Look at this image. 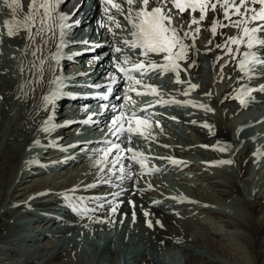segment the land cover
Listing matches in <instances>:
<instances>
[{
	"label": "bare ground",
	"instance_id": "bare-ground-1",
	"mask_svg": "<svg viewBox=\"0 0 264 264\" xmlns=\"http://www.w3.org/2000/svg\"><path fill=\"white\" fill-rule=\"evenodd\" d=\"M65 2L61 5V10L70 14ZM27 3L28 0H23L25 11ZM95 3L94 14L86 15L83 25L97 22L101 25L107 22L100 0H95ZM260 6L249 4L244 7H253L258 12ZM199 14L197 11L193 15L198 17ZM183 15L185 20L189 19V12ZM243 18L232 16L233 20ZM11 19L10 11L2 6L0 0V32L4 31L3 21ZM120 20L125 23L122 17ZM216 21L222 24L230 23L224 18L223 9L219 6L216 11L209 9L206 20L200 25H192L196 47L187 60L179 61L182 66L180 79L186 82L184 84L174 82V74H167L161 78L168 85L165 89L174 97H181L182 87L194 83L198 86L195 90L206 95L207 102L212 103L214 110L196 109L193 111L195 117L183 118L178 115L172 122L177 126L180 137L171 141H168L166 136H173L161 127L156 128L148 121L137 124L133 120L132 124L138 126L144 132V136L148 137L141 139L134 136L133 140L136 139L141 152L158 157L157 162L151 165L157 166L158 171H153L154 173L145 177L142 170L149 164L146 162L145 168L133 165V172L137 174L133 175L132 179L123 181L119 187L115 186L120 184L115 177H112L111 185L98 184L95 188L86 187L97 184L100 179L97 175L98 167L95 165L97 157L94 154V150L101 146L99 143L89 147L81 141L69 153L61 155L63 159L59 167L44 165L48 156L57 157L54 152L56 143L63 142L62 140L68 139L81 129L79 123L73 122L64 129L55 128L51 134L35 137L38 127L43 125L52 113H55L54 122L59 123L72 112V109L57 106L55 103L45 105L43 100L49 92V81L55 76L63 75L60 73V63L56 65L55 61L47 59L55 51L54 45L50 41L45 47L37 37L29 48L27 47L29 41L23 31L13 38L6 35L0 37L28 54L27 64L21 65L25 68L23 72L17 69L16 74L14 64L9 60H6V63L10 64L14 74L10 73L5 64L0 65V264H105L106 261L103 260H107L108 264H117L119 255L120 259L124 256L123 264H166L161 260L158 262L154 253L162 254L166 251L165 248L171 249L173 245L182 248L179 254L176 252L177 261L182 264H264V169L258 170L257 164L261 162H257L259 157L253 155L254 144L262 141L261 135H264V129L261 127L264 126V92H251L246 96V100L251 98V103L247 102L246 105H242L237 99L239 91L242 90L240 86L252 87L243 82L244 72L239 67L240 61L244 59L242 53L255 51V47L250 50L244 43L228 45L233 48L232 55L235 59L232 55L225 54L226 47H216L217 44L225 46L230 36H241L243 26L252 27L259 22H249L241 28L231 26L221 28L218 25L217 33L213 35L210 29ZM198 26L201 31L196 33L194 29ZM80 31L78 30L77 34ZM102 32L108 37L106 48L110 49L109 43L115 41L105 28H102ZM37 46L40 50L33 56L32 51ZM97 55H89L92 57L90 60L80 57L78 62L69 61L65 68L69 69V73L77 74L75 72L80 65L92 68L88 76L97 78L104 76L111 69L106 65L110 58L100 60L96 58ZM153 58L160 59L156 56ZM42 59L45 61L43 65L45 71L41 78V73L34 65H39ZM203 60L208 68L206 71L202 70ZM49 64L53 65L52 71H48ZM121 81L119 80L117 85ZM261 82L264 84V80ZM17 88L21 90L19 102L16 101ZM192 90L194 89L188 91V95ZM121 96L124 94L121 93ZM129 103L130 101L120 99L116 102V110L99 106L93 111L92 117L96 121L93 122L91 130L97 133L93 134L95 135L93 141L114 139L108 131V123L119 111L128 114ZM121 105L122 109L119 107ZM180 111V108L176 107L173 114ZM187 112L191 114L190 110ZM251 113L256 116V120L249 115ZM140 115L143 117L142 113ZM122 120L127 127V119L123 117ZM249 129L253 134L250 141H247ZM55 137L60 139L54 140ZM34 141H40L44 145L38 153L39 159L32 165L21 168L25 155L26 158L31 155L29 147ZM225 141H232L233 145L221 151L220 148L227 145ZM169 150L172 151L170 154L167 153ZM179 153L183 157L189 154L190 159L188 158L186 163L183 162L185 164L183 168L176 169L178 167L176 164L179 163L174 164L172 160H176L173 155L177 156ZM223 160L233 162L224 167L218 166L217 163ZM124 163L127 165L130 161L125 160ZM252 168L253 172H250ZM227 171L234 173L233 178L227 179L221 175ZM166 176L172 181L181 179L190 185L191 191L185 189L181 190L182 193L176 191L180 193L177 196L170 195V192L165 190L168 182L170 183L169 177L165 179ZM165 180L167 182L164 188ZM240 185H243V190ZM73 188L79 190L71 193L70 190ZM117 192L121 193L119 197L112 195ZM64 193L74 194V197L106 198L113 205L119 203V208L112 214L109 206L105 204L103 210L90 212L88 216L81 217L67 206ZM130 200L135 203V208L128 203ZM154 201L160 203L156 204ZM99 202L100 200L89 203L87 199L85 200L89 208L95 207ZM165 204L172 213L163 208ZM24 206H29V212L32 213L18 217L28 219L29 222L25 221L28 230L24 237L29 238L19 246L17 242H12L11 237L17 231V213ZM236 207L238 210L234 211ZM133 211L136 214L135 222L144 223V220L151 219V216H144V212L147 211L154 218H158L160 223L152 221L153 226L150 228L145 222L147 229L144 225L137 229L132 228ZM13 219L16 220V226ZM79 219H84L87 223L82 233L91 243L97 244L94 250L90 251L83 246L81 232H73ZM98 220L103 222H97ZM196 227L205 232L206 236H195ZM114 229L120 230L119 235L110 234L109 231ZM105 230L106 232H102ZM32 243V248L28 249L27 246ZM127 247H130L129 251ZM78 249L81 250L79 254ZM233 249L234 257L232 254L229 257L228 254ZM252 254L254 256H251ZM100 259H103L104 263Z\"/></svg>",
	"mask_w": 264,
	"mask_h": 264
},
{
	"label": "snow or ice",
	"instance_id": "snow-or-ice-1",
	"mask_svg": "<svg viewBox=\"0 0 264 264\" xmlns=\"http://www.w3.org/2000/svg\"><path fill=\"white\" fill-rule=\"evenodd\" d=\"M64 2L65 0H28L27 11H25L23 0H2V6L10 11L12 19L3 21L2 27L4 31L0 32V37L6 35L9 38H13L23 31L29 41L27 45L29 48L32 47L37 37L40 38L41 44L45 47L51 41L55 51L47 59L55 61V64L59 65L63 49L69 43L65 37L68 35V30L73 26L68 23L72 18V14L61 10V5ZM100 2L107 17V22L102 23L100 27L105 28L115 41L114 43H109L108 47L111 49V53H105V55H111L110 67L115 68L116 72H108L106 75L111 77L113 84L117 83L118 80H123L129 85L124 96L117 97V99L130 101V105L127 114L128 126L125 127L122 120L126 113L119 111L108 123V131L114 139H103L98 142L101 146L94 150V154L97 157L95 165L98 167L97 175L100 179L97 184L87 185V188H95L98 184L111 185L113 184L112 177H115L120 182V184L115 185L119 187L123 181L130 180L133 175L137 174L133 172V165H139L141 168L146 167L148 157L144 153L138 152L132 147L126 148L123 146L125 142L131 144L134 136L148 139L142 131L132 124L133 120L137 124L146 123L147 117H141L140 113L146 112L147 109L136 111L135 101H132L128 93L135 92L137 96L157 95V86L145 84L144 80L160 79L167 74H174V82L176 83L184 82L180 80L182 66L179 61L187 60L191 51L196 47L192 36V25H200L201 22L206 20V14L209 9L216 11L218 6L223 9L224 18L230 23L213 22L210 29L213 35L217 33L218 25L221 28L229 26L241 28L242 25H246L249 22L264 21V7H261L258 12L253 7H244L249 4L264 5V0H216V2H212V0H100ZM197 11L200 13L198 17L193 15ZM185 12H189L188 20L184 19L183 14ZM233 15L243 16L244 18L233 20ZM120 17L123 18L125 23L121 22ZM73 23L79 24V21H74ZM194 31L199 33L201 28L198 26ZM260 33H264V23H258L252 27L243 26L241 36L233 35L228 37L225 46L216 45L217 48L226 47V55H232L234 51L228 45L244 43L250 50L255 47V51L242 53L244 59L240 61L239 65L240 70L248 74L250 81L264 78L258 77L256 74L257 67L264 69V36L260 35ZM188 40L193 42L186 43L185 41ZM82 43L87 44L88 42L83 41ZM96 47H102V45H93L92 49L94 50ZM38 50L40 49L37 46L32 51V55L35 56ZM208 50L211 51V49ZM236 51H239V49H236ZM153 56L160 57V59L156 60ZM232 58L235 59V56L232 55ZM44 62L42 59L39 65H34V68H37L41 73V78L45 71ZM52 70L53 65L49 64L48 71ZM116 73L120 74L119 77H117ZM65 79V77L55 76L49 81L55 90L43 97L45 105L54 104L62 95H71L70 93L62 92L65 87ZM137 86L147 88L148 92L140 91ZM95 87H100V85H95ZM191 87L194 89L198 86L193 84ZM111 91L112 89L109 87L108 92L111 93ZM254 91L264 92V84H261L258 88L245 86L243 95L249 96ZM100 98L107 100L108 96ZM240 102L242 105L247 104L245 99H241ZM101 107L107 109L108 105L102 104ZM119 107L122 109L123 105ZM201 107L207 108L204 105H201ZM116 108L117 106H113V109ZM207 110L213 111L210 108H207ZM83 123L87 124L89 121L86 120ZM44 124L45 127L42 129L44 132H50L54 128L60 127V125L53 122L51 116L44 121ZM35 143L37 146H41L39 141ZM220 150L224 151L225 147H221ZM259 154V152L254 153V155ZM125 160L130 161V163L125 165ZM172 163L180 162L172 160ZM219 163L230 164L232 161L223 160L219 161ZM153 171H158V169H153ZM78 190L73 188L70 192L75 193ZM63 195L67 206L81 217L88 216L90 212L103 210L105 204L109 206L112 214H115L119 208V203L113 205L106 198L74 197L68 193ZM112 195L119 197L121 193L117 192ZM86 199L89 203H95L97 200H100V202L95 207L89 208L88 204L85 203ZM173 199L176 198L173 197ZM128 203L135 208L133 201L130 200ZM154 203L158 204L160 202L154 201ZM135 215V211H133L134 222ZM144 216L148 217L149 213L145 211ZM97 222L103 221L98 220ZM157 223L159 224L160 222L157 221ZM147 225L150 228L153 226L150 220L147 221Z\"/></svg>",
	"mask_w": 264,
	"mask_h": 264
},
{
	"label": "rangeland",
	"instance_id": "rangeland-1",
	"mask_svg": "<svg viewBox=\"0 0 264 264\" xmlns=\"http://www.w3.org/2000/svg\"><path fill=\"white\" fill-rule=\"evenodd\" d=\"M192 95H194V96H196V97H199V96H202V93H200V92H193V94ZM210 104V103H209ZM211 105V107L213 108V110H214V107H213V105H212V103L210 104ZM261 127H262V129H264V126L263 125H261ZM166 139L168 140V141H171V139H173V137H170V136H166ZM262 140H264V138L262 139ZM172 151L171 150H169V151H167V153L168 154H170ZM181 153H179L178 155H180ZM178 155L176 156V155H173V157H174V159H176L177 161L179 160V164H176V166L178 165V167L176 168V169H181V168H183L184 166L183 165H185L184 163H186V162H188V160L190 159V156H189V154L187 155V157H183V156H181L180 155V158L178 157ZM176 157V158H175ZM179 158V159H178ZM182 158H186V160H182ZM189 158V159H188ZM181 160V161H180ZM184 162V163H183ZM233 162V161H232ZM180 165V166H179ZM258 168V167H257ZM262 169H264V166H262L261 167ZM184 169H182V171H183ZM51 171H54V170H52L51 169ZM261 171V170H260ZM211 172H214V171H211ZM221 175L222 176H224L225 178H227V179H230V178H233V175H234V173L233 172H230V171H227V172H225V173H221ZM168 177L169 176H166V180L168 179ZM161 179H162V177H161ZM165 180V182H164V188L166 187L165 185H166V181ZM180 180L181 179H177V180H171L170 179V177H169V180L168 181H170V183L168 182V184H167V187H168V185L171 187V188H173L174 189V191H173V195L174 196H177V194H180V193H182L181 192V190L183 191V190H190L191 189V187H190V185H188V184H186V183H184L182 180H181V183H180ZM163 181V180H162ZM177 183H176V182ZM148 182H150V180L148 179ZM180 185H179V184ZM183 184V185H182ZM166 187V188H167ZM181 187H183V189L181 188ZM240 187H241V189L243 190V185H240ZM165 188V190H167ZM176 191H178V192H180V193H177ZM191 191V190H190ZM176 192V193H175ZM195 194H196V192H195ZM171 195V194H170ZM215 197V196H214ZM149 216H151L152 218L151 219H148V220H144V223L142 222V221H139V222H134V223H132V228H134V227H136L135 229H137V228H139V227H141V225L143 226L144 225V228L145 229H147V227L145 226V222H147V221H154V222H157V221H159V219L158 218H154L152 215H150L149 214ZM139 223H140V225H139ZM137 225V226H136ZM191 227H193L192 225H191ZM194 229H195V227H194ZM102 232H106V230L105 231H102ZM108 232V231H107ZM110 232V234H118L119 235V232H120V230L119 229H114V230H111V231H109ZM194 232H195V236H197V237H200V236H203V235H205L206 236V233L205 232H203L201 229H197V227H196V230H194ZM217 238V237H216ZM215 239V238H214ZM97 240H103L102 238H97ZM174 247H171V249L169 248V249H167V248H165V250L167 251V250H170V251H165L164 253H162V254H156V253H154V256H160L162 259H161V261L162 262H164V263H166V264H169V263H172V264H180L181 262L180 261H177L178 260V254L180 253V250L182 249L181 247H179V246H176V245H173ZM232 247V246H231ZM128 248V247H127ZM129 249H130V247L128 248V251H129ZM235 249H233V250H230V253L228 254V256L230 257L231 256V254H232V257H234V255L233 254H235V251H234ZM79 251H81L80 249H78V253L77 254H79ZM231 251H233V252H231ZM178 254H177V253ZM173 253V254H172ZM174 255V256H173ZM120 257H121V255H119ZM251 256H254V254H252ZM85 257V256H84ZM120 257H118V259H120ZM124 256H122V258H123ZM127 258H128V255L126 256ZM86 258V257H85ZM118 259H117V264H120V262L118 263ZM176 259V260H175ZM235 259H237V258H235ZM103 260V259H102ZM101 259H100V261L101 262H105V264H108V261L107 260H103L102 261ZM157 261L159 262L160 260H158L157 259ZM103 262V263H104ZM122 264H123V261H122ZM132 264H137V263H132ZM163 264V263H162ZM182 264V263H181Z\"/></svg>",
	"mask_w": 264,
	"mask_h": 264
}]
</instances>
